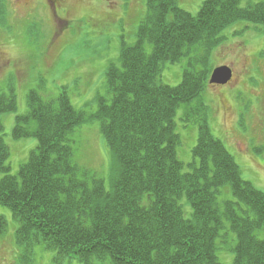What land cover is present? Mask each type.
I'll list each match as a JSON object with an SVG mask.
<instances>
[{
  "label": "trees",
  "instance_id": "16d2710c",
  "mask_svg": "<svg viewBox=\"0 0 264 264\" xmlns=\"http://www.w3.org/2000/svg\"><path fill=\"white\" fill-rule=\"evenodd\" d=\"M58 1L47 3L67 14ZM241 2L205 0L191 15L177 0H145L135 43H121L118 64L104 75L106 97H97L93 114L74 109L66 88L54 99H44L39 88L28 91L26 112L15 117L11 133L37 145L16 175L0 138V207L15 226L17 264H31L36 249L53 253V264H221L217 245L227 237H233L232 264H264V193L242 179L212 134L202 101L221 32L238 21L264 27V0ZM6 7L0 0V21ZM182 60L179 84H163L165 65ZM14 89L0 88V132L1 116L16 111ZM179 109L197 125L191 154L197 163L189 173L176 154ZM92 122L115 163L109 192L74 161L76 133ZM225 190L232 200L219 206ZM7 228L0 216V238Z\"/></svg>",
  "mask_w": 264,
  "mask_h": 264
},
{
  "label": "rangeland",
  "instance_id": "374dc122",
  "mask_svg": "<svg viewBox=\"0 0 264 264\" xmlns=\"http://www.w3.org/2000/svg\"><path fill=\"white\" fill-rule=\"evenodd\" d=\"M90 1L62 0L59 8H66V14L54 12L55 7L48 6L47 0H5L7 15L4 22L0 21V88L9 84L15 87L16 111L1 116L0 138L9 150L7 163L11 175H16L37 145L34 138L14 140L11 133L15 117L26 112L28 91L39 88L44 99H54L66 88L74 109L93 114L97 97L106 94V69L111 63L118 64L121 43L126 46L135 43L145 0H110L116 10L105 0H92L91 5ZM177 1L182 10L196 15L205 0ZM248 1L242 0L240 6L244 7ZM105 10L110 13L109 21L104 20ZM221 36L210 58V68L231 67L233 80L227 86H208L202 94L208 108L207 122L212 134L234 157L242 179L264 193V27L238 21L224 29ZM183 64L184 60L165 65L159 80L177 86ZM185 120L179 109L175 116L180 137L176 154L183 163V172L189 173V165L197 163L191 155L197 141V125ZM98 126L92 122L78 129L73 145L74 161L102 179L109 192L115 163ZM229 194L228 190L221 193L219 206L232 200ZM9 215L7 209L0 207V216L5 217L8 226L0 238V264H17L18 251L12 237L15 226ZM218 242V262L232 264L234 254L229 248L233 237ZM53 256L36 249L31 264H53Z\"/></svg>",
  "mask_w": 264,
  "mask_h": 264
},
{
  "label": "water",
  "instance_id": "95a60500",
  "mask_svg": "<svg viewBox=\"0 0 264 264\" xmlns=\"http://www.w3.org/2000/svg\"><path fill=\"white\" fill-rule=\"evenodd\" d=\"M212 71L213 72L210 76L209 84L224 86L228 82H230L232 77V72L230 68L218 67Z\"/></svg>",
  "mask_w": 264,
  "mask_h": 264
},
{
  "label": "flooded vegetation",
  "instance_id": "af4514ba",
  "mask_svg": "<svg viewBox=\"0 0 264 264\" xmlns=\"http://www.w3.org/2000/svg\"><path fill=\"white\" fill-rule=\"evenodd\" d=\"M48 1H49V0H48ZM57 1H58V0H57ZM59 1H61V0H59ZM59 1H58V2H59ZM55 9H56V8H55Z\"/></svg>",
  "mask_w": 264,
  "mask_h": 264
}]
</instances>
